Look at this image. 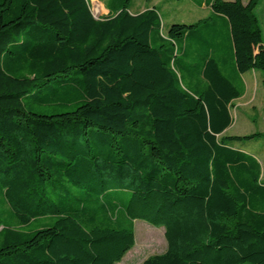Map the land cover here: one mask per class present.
<instances>
[{
	"label": "trees",
	"instance_id": "trees-1",
	"mask_svg": "<svg viewBox=\"0 0 264 264\" xmlns=\"http://www.w3.org/2000/svg\"><path fill=\"white\" fill-rule=\"evenodd\" d=\"M89 1L0 0V264H116L136 220L167 244L141 264H264L261 165L238 147L264 133L222 136L241 73L264 78L263 0H188L211 12L167 25Z\"/></svg>",
	"mask_w": 264,
	"mask_h": 264
},
{
	"label": "rangeland",
	"instance_id": "rangeland-1",
	"mask_svg": "<svg viewBox=\"0 0 264 264\" xmlns=\"http://www.w3.org/2000/svg\"><path fill=\"white\" fill-rule=\"evenodd\" d=\"M132 13L158 6L161 13L183 20L205 18L207 12L193 9L189 4H179L170 0H133ZM90 8L96 19L108 15L106 2L90 0ZM176 7V8H175ZM165 17V16H164ZM264 43V33H263ZM252 52L256 49L252 47ZM247 87L243 98L235 101L231 107L232 125L222 136H247L264 133V81L258 70L248 69L241 73ZM238 147L254 155L261 165V179L264 181V137L242 142ZM135 244L133 248L116 264H141L150 256L164 253L167 247L162 226H152L144 221L134 222Z\"/></svg>",
	"mask_w": 264,
	"mask_h": 264
},
{
	"label": "crops",
	"instance_id": "crops-1",
	"mask_svg": "<svg viewBox=\"0 0 264 264\" xmlns=\"http://www.w3.org/2000/svg\"><path fill=\"white\" fill-rule=\"evenodd\" d=\"M170 1H173V2H176V3L178 2L179 4H184V3L185 4H189V5H191L193 7V9L204 10L205 12H207L206 16L211 12V9L210 8L204 7V6L203 7H196V6L192 5L188 0H170ZM224 1H233V0H224ZM248 1L249 0H242L243 4H247ZM154 7L157 8L159 10L161 16H163V19H164L163 20V23H164V25L170 24L172 22L187 23L188 24V23H195V22H198V21L202 20L201 17L196 18L195 20H183V19H181V17H179V18L178 17H176V18L175 17L174 18L171 17L170 18V15L169 14L161 13V11L158 8V6H153V7H150L149 9L154 8ZM141 12H143V11H140V12H137V13H141ZM137 13H134V14H137ZM256 14H257V16H259V19H260V22H261V26H262V31L264 33V0L262 1L261 5L256 9ZM241 77L243 79V75H241ZM243 81H244V79H243ZM244 84H245V82H244ZM245 89L247 90L246 85H245ZM246 90H245V93H246Z\"/></svg>",
	"mask_w": 264,
	"mask_h": 264
}]
</instances>
